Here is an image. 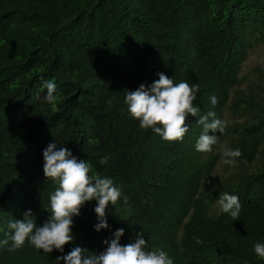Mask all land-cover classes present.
Here are the masks:
<instances>
[{
    "label": "trees",
    "instance_id": "16d2710c",
    "mask_svg": "<svg viewBox=\"0 0 264 264\" xmlns=\"http://www.w3.org/2000/svg\"><path fill=\"white\" fill-rule=\"evenodd\" d=\"M257 46L264 0H0V239L26 210L38 225L50 214L57 185L43 174L42 151L55 140L127 196L108 206L110 229L99 232L88 202L64 254L74 245L97 254L124 228L121 244L143 231L175 264H264L253 252L264 241V89L241 88ZM159 72L199 84L200 114L227 122L213 152L195 150L198 117L188 116L182 141H165L130 116L125 93ZM48 79L52 103L39 99ZM225 148L241 149L234 165L223 163ZM223 192L239 196V220L221 212ZM58 255L26 243L0 249V264H56Z\"/></svg>",
    "mask_w": 264,
    "mask_h": 264
},
{
    "label": "clouds",
    "instance_id": "9594fccd",
    "mask_svg": "<svg viewBox=\"0 0 264 264\" xmlns=\"http://www.w3.org/2000/svg\"><path fill=\"white\" fill-rule=\"evenodd\" d=\"M158 79L150 84L141 83L134 91L127 90L124 103L130 116L139 121L142 129H150L165 141H182L189 132L186 119L189 115L198 117L197 123L202 131L195 143V150L200 153H211L219 143V135L224 133L227 122L209 110L200 114V108L194 102L200 92V85L188 80L175 82L163 72L156 74ZM43 79V78H42ZM46 93L39 99L52 103L57 99V85L53 80H43ZM211 105L218 104L215 94L209 97ZM242 155L239 148H225L223 163L234 165ZM43 174L51 179L57 187L49 197L50 214L41 224L36 223V216L31 209L23 213L22 219L8 222V231L0 239V249L16 252L25 244H30L43 253L53 251L61 253L56 257V264H175L174 259L164 249H149L144 239V232L136 233L135 239L121 244L124 228L116 229L110 240H105L106 247L97 254L89 249L74 245L64 254V246L75 240L73 232L74 218L81 215V209L95 201L93 209L96 215L95 231L110 229L108 223V206L115 205L127 196L122 188L109 176L93 175L92 164L79 159L68 147L59 145L55 140L42 151ZM111 157L104 155L100 164H108ZM144 203H150L145 200ZM222 213L228 214L233 221L239 220L242 204L237 194L223 192L217 200ZM254 254L264 259V241H258L253 247Z\"/></svg>",
    "mask_w": 264,
    "mask_h": 264
},
{
    "label": "rangeland",
    "instance_id": "374dc122",
    "mask_svg": "<svg viewBox=\"0 0 264 264\" xmlns=\"http://www.w3.org/2000/svg\"><path fill=\"white\" fill-rule=\"evenodd\" d=\"M253 87V89H249ZM258 86V87H256ZM242 89L246 95L262 93L264 89V46H257L250 53L243 72H242ZM250 90V91H249ZM222 164L218 167V174L221 173Z\"/></svg>",
    "mask_w": 264,
    "mask_h": 264
}]
</instances>
